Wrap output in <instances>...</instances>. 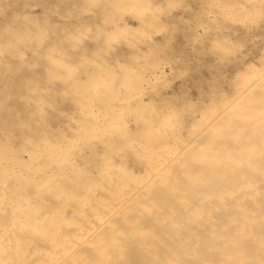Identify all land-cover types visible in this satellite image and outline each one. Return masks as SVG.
<instances>
[{"label": "rangeland", "instance_id": "1", "mask_svg": "<svg viewBox=\"0 0 264 264\" xmlns=\"http://www.w3.org/2000/svg\"><path fill=\"white\" fill-rule=\"evenodd\" d=\"M257 82L264 0H0V264H53L93 238Z\"/></svg>", "mask_w": 264, "mask_h": 264}, {"label": "bare ground", "instance_id": "2", "mask_svg": "<svg viewBox=\"0 0 264 264\" xmlns=\"http://www.w3.org/2000/svg\"><path fill=\"white\" fill-rule=\"evenodd\" d=\"M14 32L12 33L14 34ZM89 73L91 74V72ZM19 80L21 81V79ZM259 83L257 82L256 86L250 88L245 95L243 94L236 99V101H239H235L236 103L234 102L232 108L220 109L216 113V119L213 122L211 120L205 124L204 130L192 137L191 141L189 139V143L180 147L182 150H180L179 157L165 158L161 166L151 170L148 178L137 185L131 196L121 202L119 201L113 212L111 211L113 208L110 210L113 218L108 225L100 222L101 220H95V226L92 227L95 229L92 234L94 237L86 236L85 239L71 243L72 246L68 250L66 249L67 251L63 256L57 257L53 264H264V83H262L263 96L258 95L261 89ZM21 112L20 114H22ZM9 128L11 127L9 126ZM27 129L29 130V128ZM19 130L21 131V129ZM32 137L29 139H32ZM2 141L4 140L2 139ZM34 142L36 143V141ZM38 146L34 149L42 148ZM51 151L54 153L53 150ZM16 153H18V150ZM27 160H31L30 157ZM28 162L27 165L30 166ZM12 163L14 164L13 161ZM7 175L9 176V174ZM11 178L13 180V177ZM0 179L2 181L1 176ZM32 185L34 183L31 184V187ZM42 191L44 190L42 189ZM80 192H82L81 189ZM40 212L42 213V211ZM45 218L47 219V216ZM14 227L15 230L16 226ZM13 234L15 235V233ZM27 235L29 236V234ZM27 235L25 236L27 237ZM56 239L58 238L56 237ZM52 246L54 247L53 244Z\"/></svg>", "mask_w": 264, "mask_h": 264}]
</instances>
